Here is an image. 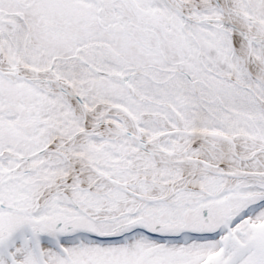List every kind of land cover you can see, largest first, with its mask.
Returning <instances> with one entry per match:
<instances>
[{"label":"snow or ice","instance_id":"6c2138e0","mask_svg":"<svg viewBox=\"0 0 264 264\" xmlns=\"http://www.w3.org/2000/svg\"><path fill=\"white\" fill-rule=\"evenodd\" d=\"M0 264H264V0H0Z\"/></svg>","mask_w":264,"mask_h":264}]
</instances>
